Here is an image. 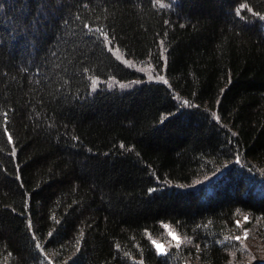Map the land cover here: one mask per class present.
<instances>
[{"label": "trees", "instance_id": "1", "mask_svg": "<svg viewBox=\"0 0 264 264\" xmlns=\"http://www.w3.org/2000/svg\"><path fill=\"white\" fill-rule=\"evenodd\" d=\"M0 264H264V0H0Z\"/></svg>", "mask_w": 264, "mask_h": 264}, {"label": "rangeland", "instance_id": "2", "mask_svg": "<svg viewBox=\"0 0 264 264\" xmlns=\"http://www.w3.org/2000/svg\"><path fill=\"white\" fill-rule=\"evenodd\" d=\"M121 58V57H120ZM122 59V58H121ZM127 65H129L130 67H133V68H135V69H137V70H139L143 75H144V77L146 78V79H159V77L158 76H156L150 69H149V67H147V66H145V65H139V64H132V63H130L129 61H127V60H124V59H122ZM135 84V82H129V83H127V84H124V85H120L121 87H129V86H132V85H134ZM109 85H118L116 82L115 83H109ZM245 220H247L246 219V217L245 216H242L241 217V219H239L238 220V223H239V225H241V227H242V225H243V223L245 222ZM165 230H166V235H167V237H166V240H161V239H155L154 240V245H155V247H156V249H157V251L159 252V253H163L164 251H165V249H166V247L168 246V245H170V244H179V243H181V241H182V238L173 230V228L172 227H170V226H168V225H166L165 226ZM247 234H248V232H247V230H243V235L242 236H238V238H240V237H244L243 238V240L245 241V238H246V236H247ZM242 239V238H241ZM245 243H246V241H245ZM160 246V247H157V246ZM246 246V245H245ZM247 247V246H246ZM249 259H251V258H249ZM252 261V260H251Z\"/></svg>", "mask_w": 264, "mask_h": 264}, {"label": "snow or ice", "instance_id": "3", "mask_svg": "<svg viewBox=\"0 0 264 264\" xmlns=\"http://www.w3.org/2000/svg\"><path fill=\"white\" fill-rule=\"evenodd\" d=\"M157 247H160L159 245Z\"/></svg>", "mask_w": 264, "mask_h": 264}]
</instances>
